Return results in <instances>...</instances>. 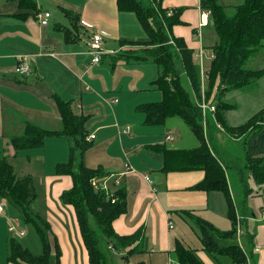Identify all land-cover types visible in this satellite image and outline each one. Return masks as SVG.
Returning <instances> with one entry per match:
<instances>
[{
  "label": "crops",
  "instance_id": "crops-1",
  "mask_svg": "<svg viewBox=\"0 0 264 264\" xmlns=\"http://www.w3.org/2000/svg\"><path fill=\"white\" fill-rule=\"evenodd\" d=\"M161 4L163 8L182 7L183 24L174 26L175 35L181 36L194 51L200 47L210 50L216 37L208 16L201 28V39L193 35L201 21L200 0H162ZM45 11L50 12V16L47 24L42 25L41 13ZM66 13L77 17L78 31L72 29L75 38L72 41H66L64 36L65 29L71 28ZM84 23L94 24L106 32L103 46L108 53L95 65L87 53L90 31L84 28ZM146 37L134 13L119 11L116 0H0V158L12 165L16 177L29 175L32 178L36 198L30 208L49 223L59 244L61 264H91L74 209L59 200L61 192L71 187L72 180L69 175L55 174V165L68 160L74 140L49 134L40 147L16 150L11 144V138L21 134L27 123L47 131L60 130L57 99L70 101L77 113L87 117L85 140L95 135L82 153L86 166H100L109 174H121L120 185L127 191V206L112 222L114 231L125 236L138 230L144 236L142 251L127 256L126 260L123 256L128 248L118 245L114 248L111 243L103 242L101 248L108 264H172L175 239L194 249L204 264H230L229 258L220 257L219 262L202 250L195 229L185 219V211H188L219 229H228L230 221L224 194L193 188L203 178V170L164 171L161 147H192L196 145L195 137L178 117H171L161 125H147L144 115L137 110L139 104L162 98L154 84L158 75L156 65L150 60L137 64L122 60L112 63L111 56L127 48L121 41H146ZM259 52L263 57V49ZM18 57L29 65L27 75L11 71ZM259 80L264 88V75ZM207 118L204 134L208 145H213L217 155L225 159L228 171H241L240 162L230 161L225 150L219 151V146L212 144L213 136L220 133L209 113ZM226 118L228 122L227 112ZM124 127H129L130 132H119ZM167 134L172 136L171 140L165 139ZM213 146H210L211 151ZM242 151L244 158L243 147ZM77 153L78 150L75 170L80 160ZM128 167L130 169L126 170ZM228 171L229 190L240 217L235 202L237 191ZM260 195L264 198V189L260 190ZM16 216L15 213L0 214V248L3 249L0 264H6L10 237L18 238L24 246L33 245V249L26 246L33 253L41 252L40 241L38 243L35 237L26 243L28 237L23 222ZM12 224L14 230L10 229ZM249 236L252 241L247 250L258 247L259 251L253 255L257 264H264V218Z\"/></svg>",
  "mask_w": 264,
  "mask_h": 264
},
{
  "label": "trees",
  "instance_id": "trees-1",
  "mask_svg": "<svg viewBox=\"0 0 264 264\" xmlns=\"http://www.w3.org/2000/svg\"><path fill=\"white\" fill-rule=\"evenodd\" d=\"M161 3L162 0H116L117 9L134 13L148 37L146 41H121V45H126L127 48L111 56L112 63L122 60L137 64L150 60L156 65L158 75L154 84L161 91L162 98L157 102L137 106V110L144 115V123L161 125L171 117H178L196 139V145L192 147H161L165 157L164 171L203 170V178L193 188L205 192L217 190L224 194L230 221L228 229H219L185 211V219L195 229L202 250L219 262V258L224 256L230 259V264H244L246 258L257 264L253 254L259 249L256 251V246L250 251L246 248V244L252 241L249 234L244 241L245 245L243 241L241 246L235 242L227 245H220L218 242V239L236 237L238 216L229 190L225 163L217 156L216 149L211 151L207 143L197 101L204 90L205 101L215 106L214 118L208 112L211 119L213 122L216 119L226 134L241 140L244 168L263 190L264 124L261 121L264 111L260 109L244 122L230 125L226 112L235 105L226 99V94L233 90L250 88L264 75V68L246 67L249 58L264 48V0H243L232 7V14L228 13L227 6L219 0H200L201 8L209 10V23L216 37L210 50L204 48L214 56L207 61L203 74L194 56L196 51L189 48L181 36L173 33L174 26L183 24L180 18L182 7L163 8ZM68 18L71 28L65 29L64 36L66 41H72L75 39L71 34L72 29L75 30L73 32L78 31L77 17L70 13ZM182 78L186 79L188 88L184 87ZM57 106L61 116L60 130L47 131L27 123L21 134L11 138V144L16 150H22L40 147L43 138L49 134L73 138L74 143L69 149L68 160L55 165V174L69 175L72 180L71 187L61 192L59 200L74 209L91 264H108L100 245L102 240L111 243L114 248L117 245L123 249L128 248L123 256L126 260L127 256L142 251L144 239L141 231L121 236L112 226L115 218L126 210L127 191L122 185H118L114 192L109 193L103 189H95L90 184L92 178H100L109 173L100 166L88 167L82 160V153L89 146L85 140L87 117L77 113L70 101L57 99ZM170 137L172 139V136L167 134L165 139L171 140ZM77 150L80 160L75 170ZM248 190L250 188H247ZM110 195L115 196L114 202H111ZM0 196L8 198L19 207L23 220L32 224L42 247L41 252L36 254L18 238L10 237L7 240L6 264H61L59 244L49 223L30 208L31 202L36 198L32 178L29 175L16 177L12 165L5 158H0ZM172 246V258L175 260L172 264H204L195 250L186 246L180 239H175Z\"/></svg>",
  "mask_w": 264,
  "mask_h": 264
},
{
  "label": "rangeland",
  "instance_id": "rangeland-1",
  "mask_svg": "<svg viewBox=\"0 0 264 264\" xmlns=\"http://www.w3.org/2000/svg\"><path fill=\"white\" fill-rule=\"evenodd\" d=\"M222 1L227 6L228 13L232 14L233 13L232 7L236 4L241 3L243 0H222ZM129 15H131L132 17V14H129ZM134 23H136V21ZM260 53L261 52H258L252 55L249 58V61L246 62V67L253 68V69L264 67V56L263 57L260 56ZM263 55H264V48H263ZM207 64L208 62L205 64V66ZM182 81H183L184 87L188 88V83L186 79L182 78ZM262 83H263L262 80H258L257 84H253L252 86H250V88L248 87L245 89L233 90L226 94V99L235 105L233 109L227 111L228 122L230 124H233V125L240 124L244 122L248 117H250L252 113L256 112L260 108H264V88L262 86ZM129 132H130V129H129ZM218 132L220 134H218L217 136H213L214 141H211L212 144H214L215 146L217 144V146H219L220 148L219 151L225 150L229 154L230 161L232 160L234 162H240V165H241L240 166L241 171H237L235 169H232V170L229 169L228 171L227 165H226V170L228 171V174L232 176V180L234 181V189L237 191L235 202L237 205V209L241 215L240 216L241 226L244 231L242 239L238 240L236 237L228 238V239L224 238V239H218V242L220 245H227V244L234 243V242L238 243V241H241V242L243 241L244 243V241L247 240L246 238L247 234H249V232L252 233L255 230L256 225L260 222H263L264 198L260 195V190L263 187L260 188V185L256 184L253 181L250 174L244 168V159H243L241 140H237L236 139L237 137L232 139L224 131H218ZM210 146H213V145L210 144ZM217 156L221 158V160L225 164H227L224 161L225 159H222L223 157L221 156V154H218ZM16 173L18 174L17 171ZM241 176H243L242 179H240ZM247 188H250V190L247 191ZM0 204H1L3 212H6L7 216H11V213H15L17 215L16 216L17 220L20 223L23 222L22 225L28 237V239H25L26 243L31 238L34 239V237L37 239L39 243L37 234L35 233L32 224L26 223L23 220V216L21 215L19 207L13 204L8 198H2L1 196H0ZM95 228L97 230V227ZM98 235L102 239L101 234L98 233ZM100 245L103 246V240L101 241ZM26 246L32 247L33 245H29V243H27ZM246 248H247V244H246ZM2 250L3 249L0 248V252H2Z\"/></svg>",
  "mask_w": 264,
  "mask_h": 264
},
{
  "label": "built area",
  "instance_id": "built-area-1",
  "mask_svg": "<svg viewBox=\"0 0 264 264\" xmlns=\"http://www.w3.org/2000/svg\"><path fill=\"white\" fill-rule=\"evenodd\" d=\"M209 15V10H204L202 9L201 12V17H200V22L199 25L195 31V33L193 34L194 36H196L198 39H201V28L203 25H205L207 23V16ZM50 16V12H43L41 13V20L40 23L42 25H46L48 22V17ZM84 28L88 29L90 31V36L87 39L86 45H87V53L91 56L90 58V62L94 65L96 63H98L100 61V57L101 55L108 53L103 44H104V39H106V32L100 28H98L96 25L94 24H88V23H84ZM195 59L198 61L200 68H201V74H203V70H204V66L205 63L208 60H211L213 58V54L211 52H206L204 50L203 47H200L196 52H195ZM18 63L16 65H14L11 68V71L14 73H19L21 75H27L28 72L30 71V67L28 64L22 63V60L20 57L17 58ZM204 90H202L201 92V98L199 101H197V105L199 106V108L201 109V114H202V121H203V131L205 132L206 129V121H207V114L208 112L211 113V117L214 118V113H215V106L213 104H209L205 101L204 98ZM262 124H264V115H263V119L261 121ZM214 124L215 127L219 130V131H224L222 125L216 121V119H214ZM119 132L121 133H128L129 132V128L128 127H124L122 129L119 130ZM95 135L91 134L87 137V141H90L92 139H94ZM171 139V137H170ZM130 168H126V170H129ZM120 175L118 173H111L108 175H105L103 177L100 178H92L90 180V184L95 188H99L103 189L109 193L114 192V190L116 189V186L120 185ZM111 196V195H110ZM115 196L112 195L111 196V202L115 201ZM3 213L2 207L0 205V214ZM240 217H238L237 219V226H236V238L239 240L241 239L242 235H243V229L241 226V222L239 221ZM13 225V224H12ZM11 230H14V225L10 227ZM21 235L23 234V231L19 232ZM238 243L240 244V246L242 245L241 241H238ZM255 250L258 251V247H255ZM244 264H255L254 262L250 261L249 258H246V261L244 262Z\"/></svg>",
  "mask_w": 264,
  "mask_h": 264
}]
</instances>
